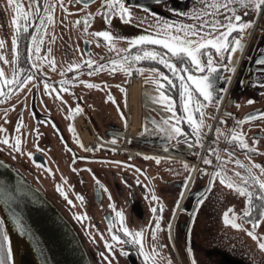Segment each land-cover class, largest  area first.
Wrapping results in <instances>:
<instances>
[{"label":"flooded vegetation","instance_id":"af4514ba","mask_svg":"<svg viewBox=\"0 0 264 264\" xmlns=\"http://www.w3.org/2000/svg\"><path fill=\"white\" fill-rule=\"evenodd\" d=\"M207 2L208 0H204V3ZM60 3L61 0H56L55 23L48 24L41 46V55L51 49L49 59L55 58L56 67L52 68L47 63H42V72L32 69L33 80L19 91L14 89L10 96H0V124L6 129L0 130V135L14 138L17 134L15 125L20 119L23 120L19 130L23 137L22 152L13 151L10 144H0V157L11 162L33 183L63 202L86 235L94 238L95 232H92L91 228L99 229V232L103 233V236L98 238L101 242H104L105 238H111L108 231L109 218L115 216L117 210H123L130 229H144L143 243L146 250L151 251L153 243L160 246L157 264H192L193 256L197 261L198 255L200 256L198 264H264V254L261 253L264 249L259 247L260 240L264 239V221L254 229L257 238L248 239L236 234L231 236L230 244H234L235 251L228 250L229 244L226 243L228 239L222 237L218 243L219 234L216 233L208 237L209 246H201V253L200 244L197 243V240L202 239V235L206 236L209 230L212 231L209 218L211 211H214L222 222L223 211L228 209L225 207L230 206L240 213L246 206V196L223 184L219 177L209 183L214 168L222 164L226 174L239 180L235 172L245 171L243 163L257 161L264 164V118L255 117L251 121H244L238 128L245 133L249 144L255 143L260 149L259 152H250L240 147L238 143L227 140L224 135L217 138L215 132L219 126L230 135V130L236 127V122L242 120L246 114L264 111V86L254 82L256 79L264 78V62L259 60L261 50L264 49V12L258 16L255 14L244 16L245 19H253L254 24L245 30L246 43L243 51L237 54L239 60L235 72L217 70L215 89L224 98L219 101V109L215 103L209 104L205 109V112L211 115L206 114L204 117L207 123L201 131L202 143L194 144L186 143V137L169 140L159 131L141 135L146 117L160 121L167 112L165 106L158 105L155 100L150 99L151 90L155 89V85L149 79L147 70L159 68L167 73L168 69L159 61H141L137 67L145 68L144 72L133 68L129 75L119 66L113 71L107 62L122 57L124 53L120 49H127L130 41L115 39L113 43L117 48H111L104 38H97L93 34L95 31L109 28L114 36L130 37L142 34L154 25L135 18L132 22L126 23L118 17H113L111 24L108 25L102 14L97 12L103 0H92L87 6L82 0L74 2L63 0L67 8L80 9L68 12L60 7ZM126 3L138 16L151 15L140 7L144 4L161 17L198 24L197 20L184 17L182 13L199 7L201 0H166V6L157 0H126ZM17 4H22L25 10L29 6L28 0H11V3L9 0H0V39L5 41L3 47H0V52L4 53V57L0 58V67L4 69L5 77L9 79L15 63L12 60L14 53L11 37L16 31V21L13 17L17 15ZM172 8H179L181 13L172 12ZM88 12L96 15L85 33L82 31L83 21L81 20L79 24L74 21ZM20 22L23 23L22 20ZM36 23H39L38 19L29 20L28 34L21 38L18 45L20 66L26 70L31 69V62L27 60V49L30 33L35 30ZM154 47L163 50L162 46ZM135 48L136 46H133V49L128 51L132 52ZM209 51H212L217 62L229 64L227 54L221 60L220 55L213 49ZM89 56L97 64L105 66L97 70L96 65L81 64L80 75L77 77V70L72 69L70 65L80 64ZM206 58L207 52L202 55V59L206 61ZM173 59L175 61V58ZM135 71L140 80L137 81L140 89L137 102L131 98L133 95L130 84ZM191 71L196 74L195 69ZM221 76H230L231 79L226 81L220 79ZM45 79L53 84L51 94L44 89ZM61 79L91 80L94 84L99 83L100 87L82 82L70 85L66 83L64 88L71 90L64 91L58 84ZM167 87L165 84V88ZM221 89L226 91L221 93ZM57 91H60L63 101L56 96ZM168 91L176 100L177 114H182L180 81L177 80ZM109 96L112 99H109ZM249 98H253L251 103L248 102ZM13 104L15 107L10 108L9 105ZM77 104L80 106L79 109L76 107ZM221 116L224 117L223 122L219 120ZM207 124H211L210 129ZM181 126L185 127L189 135L192 134L186 121H182ZM82 130L86 138L90 139V135L93 136L94 152L86 147ZM36 132H39L38 137L35 135ZM117 132L120 135L113 141L112 136ZM209 147L218 149L219 155L227 159L217 160L214 153L208 152ZM225 149L229 151L226 152ZM28 152H32L33 156H28ZM156 156L161 159L157 161ZM206 156L212 159V164L205 162ZM237 160L243 163L238 165ZM185 161L189 165H195V169L185 168ZM204 167L208 168V173L201 171ZM49 168L51 171H48ZM189 171L193 172V178L187 188H184L183 181ZM254 171L264 178V173H261L259 168H254ZM137 180L140 183H137ZM58 185L62 186L63 191ZM144 185L148 187L145 188ZM84 187L89 192L87 198L82 195ZM251 187L253 191L256 190L255 185ZM151 189L155 190V195L163 204V211L157 213L161 217L162 227L157 229L155 238L150 234L151 228L155 226L151 208L158 201L149 199L153 194ZM214 192L221 193V196L217 197L216 193L213 195ZM77 193L83 196V199H80ZM178 199L180 203L177 207ZM174 209L175 216L172 215ZM78 213L81 215L78 216ZM236 219L243 224L247 220L251 226H247L246 229L252 227L251 219L239 215ZM169 220L172 221L171 238L167 228ZM115 230L118 233L120 231L118 227ZM227 235L226 231L224 237ZM241 241L253 244L254 249L250 257L241 256V253L237 252L236 245H242ZM119 243L128 249V254L121 253L120 248L113 245L115 256L107 253L108 262L111 260V264H144L134 246L124 240ZM189 248L191 252L188 251Z\"/></svg>","mask_w":264,"mask_h":264},{"label":"snow or ice","instance_id":"6c2138e0","mask_svg":"<svg viewBox=\"0 0 264 264\" xmlns=\"http://www.w3.org/2000/svg\"><path fill=\"white\" fill-rule=\"evenodd\" d=\"M11 3V0H9ZM74 2V0H70ZM87 6L92 0H82ZM157 2L165 3L166 0H157ZM28 9L25 10L22 4H17V15L13 17L16 21V31L11 37V47L14 53L12 60L15 62L13 65V72L11 78L5 77L4 69L0 67V96H10L15 89L19 91L30 80L34 79L32 69L40 70L42 72V63H47L50 67L55 68V58L49 59V48L47 52L41 55V46L45 39V34L48 24L55 23L54 10L56 7V0H28ZM60 7L64 8L65 12L68 11H80V9L67 8L63 0H61ZM147 13L151 15H136L126 3V0H103L102 5L97 9V12L102 14V18L106 24L110 25L113 17H118L122 22L130 23L133 18L141 22L152 23L153 28H149L142 34L132 35L130 37H124L113 34V31L109 28L95 31L93 34L97 38H104L107 44L111 48H117V45L113 43L115 39H126L130 41L127 45V49H120L124 53L122 57L110 60L107 65L115 71L116 66L123 69L124 72L129 75L132 73L133 68H136L139 72H144L145 68L137 67L141 61H159L164 65L168 72L161 71L159 68L148 69L149 79L154 83L155 89L151 90L150 99L155 100L158 105L165 106L167 112L164 114L162 120L156 121L151 117H146L145 126L142 129L141 135L145 133H155L156 131L162 132L163 135L171 140L177 137L187 138L186 143L201 144V131L205 128L206 121L205 115H211L206 113L205 109L209 104L215 103L216 108H220L219 101L223 100V95L217 93L215 89V79L218 69H224L226 71L235 72L236 65L239 60L238 53H241L245 47L246 29H249L253 24V19H245L244 16L248 14L259 15L264 12V0H208L204 3L201 0V5L194 10H187L182 13L184 17H192L198 21L197 23H185L184 20H172L167 17H161L158 13L152 11L147 5H140ZM247 10V11H244ZM172 12L181 13L179 8H172ZM96 13L88 12L83 17H77L75 23L79 24L83 21L84 28L82 31L87 33L88 25ZM39 20V23L34 24L35 30L30 33V39L27 49V60L31 62V69H24L20 66L19 56L20 52L18 45L23 36L27 35V30L30 27L29 20ZM23 21L21 23L20 21ZM235 33V35H233ZM87 39V36H86ZM5 41L0 39V47H3ZM153 45V46H150ZM154 45L162 46L163 50H158ZM135 50L129 52V49ZM213 49L224 59L227 54V60L229 64L217 62L212 51ZM207 52L206 61L202 59V55ZM262 55L259 60L264 62V49L261 50ZM35 53V55H33ZM4 57V53L0 52V58ZM175 58V61L174 59ZM178 61V62H176ZM87 64L88 66L96 65V69H102L105 65L97 64L91 56L86 58V61H81L80 64L72 63L70 67L76 69V76L80 75L81 64ZM191 69H195L194 75ZM64 71V69H61ZM155 73V75H154ZM23 74V75H22ZM46 76L47 74L44 73ZM220 79L230 80V76H221ZM180 81V102L182 105V114H177L176 100L168 89L172 88L176 81ZM84 83L89 86L100 87L99 83L94 84L91 80L80 81L61 79L58 84L60 89L64 91H70V88L65 89L64 85L72 83ZM148 81L146 80V83ZM255 83L264 86V78L256 79ZM39 83V82H37ZM102 83V82H101ZM167 84V88H165ZM44 89L51 94L53 84L47 79L44 80ZM226 89H221L220 92H224ZM56 96L63 101V96L60 91L56 92ZM109 99H112L109 96ZM253 98H249L248 102L251 103ZM26 106V105H25ZM10 108H14L15 105H9ZM79 109V104H77ZM170 113V114H169ZM71 114V113H70ZM22 115V114H21ZM123 115V113H121ZM255 117L264 118V111H255L253 114H246L242 120L236 122V127L230 130V135L225 133L224 130L217 126L215 129L217 138L224 135L229 141L236 142L240 147L248 149L250 152H259L260 149L255 146V143L249 144L245 138V133L238 128L243 125L244 121H251ZM221 122L224 121V117L219 118ZM186 121L190 126L192 134L189 135L185 131V127L181 126V122ZM127 123V121H125ZM149 123L151 127H149ZM23 125V120L17 121L15 128L17 134L14 138L10 139L8 135H0V144L11 145L13 151L22 152V134L20 129ZM38 127V124H37ZM210 129L211 124H207ZM0 130L6 131L4 126L0 124ZM35 135L38 137L39 132ZM119 132L114 133L112 140L115 141ZM79 142V141H78ZM258 143V141H256ZM37 148L39 146L37 145ZM229 151V149H225ZM209 153H214L217 160H225L226 157H221L219 151L216 148L209 147ZM28 156H33L32 152L27 153ZM143 155V153H142ZM155 159L159 161L161 157L156 156ZM251 160V157H249ZM207 164H212V159L205 157ZM236 163L242 164L241 160H237ZM133 167H135L133 165ZM185 168L195 169V165H189L187 161L184 162ZM245 169L244 172H235V176L239 177V180L233 179L231 175L226 174L224 166L222 164L217 165L214 171L211 173L209 183L219 177V180L227 185L229 188L236 189L241 194L246 196V206L242 212L237 213L233 208H228L223 213L224 221L236 228H243L244 224L237 222V216H241L245 219L252 220V227L248 229L249 233L256 237L254 229L260 225L261 221H264V178L258 175L254 168H259L261 173H264V164H260L257 161H251V163H243ZM48 171H51L49 168ZM202 172L208 173V168L201 169ZM193 178V172L189 171L188 175L183 181L184 188H187L188 184ZM137 183H140L137 180ZM252 185H255V191H253ZM60 190L63 191L62 186L58 185ZM147 188V185H144ZM152 195L150 200L158 201L157 204H153L151 211L155 217V226L151 228L150 234L153 238L157 236V229L162 227L161 217L157 215L158 212L163 211V204L159 202V197L155 195V190L151 189ZM67 195V193H64ZM80 199H83L79 193H77ZM147 195V193H146ZM183 195V192L180 193ZM7 204V201H5ZM179 199L176 201L177 207L179 206ZM114 207V205H113ZM10 215L0 216V264H13V248L9 235V229L6 221H11L16 230L23 236H26L32 243L34 250L40 252V264H51V260L47 253L43 251V246L40 244L35 233L31 227L24 221L23 217L18 214L14 209L9 206ZM80 216L81 214H77ZM175 216V209L172 213ZM258 216V218H257ZM81 218H83L81 216ZM119 228V233L115 230ZM169 238H171L172 221L167 222ZM108 231L111 233V238H105L104 244L107 249V253L115 256L113 251V245L120 248L121 253L127 255L128 249L123 248L120 245V241L124 240L131 246L135 247V250L139 256L142 257L144 264H157V254L160 251V246L157 243L151 245V251L145 249L143 243L144 229H130L125 221V213L123 210H117L116 215L109 218ZM122 233V234H121ZM103 236V233H101ZM259 247L264 249V239L259 242ZM189 252L192 250L189 248ZM103 256L102 253H98ZM107 259V256H103ZM111 264V260H109ZM192 264H198L193 256Z\"/></svg>","mask_w":264,"mask_h":264},{"label":"water","instance_id":"95a60500","mask_svg":"<svg viewBox=\"0 0 264 264\" xmlns=\"http://www.w3.org/2000/svg\"><path fill=\"white\" fill-rule=\"evenodd\" d=\"M9 206L31 227L51 264H101L71 210L0 157V216L10 215ZM6 223L13 264H40V252L10 220Z\"/></svg>","mask_w":264,"mask_h":264},{"label":"rangeland","instance_id":"374dc122","mask_svg":"<svg viewBox=\"0 0 264 264\" xmlns=\"http://www.w3.org/2000/svg\"><path fill=\"white\" fill-rule=\"evenodd\" d=\"M97 129H98V127H97ZM215 193L216 192H214L213 195H215ZM88 194H89L88 189L84 187L82 195L85 198H87ZM216 195H217V197H220L221 193H216ZM225 208H230V206L225 207ZM209 218H210V223L212 224V231L209 230L207 232L206 236L202 235V237H201L202 239L201 240H197V243L200 244V247H199L200 253L202 252L201 246L202 247L209 246L208 237L211 236L213 233L219 234L218 243H219L220 240H222V237L224 239H228V240H226V243L229 244L228 245V250H234V248H233L234 244L233 243L230 244L231 243V236L233 234H236L238 236L245 237V238H248V239L254 238L253 235H251L249 233L248 229H246L247 226H251V224L248 223L247 220H245L243 228H236V227L226 223L224 220L221 222L220 219H218L216 217L214 211H211V214H210ZM237 222L241 223L240 220H237ZM91 229H92V232H95V237L94 238L95 239L97 238V240H95L93 237H90L88 234L86 235L87 241L89 243L91 251L94 253V255H96L97 259L101 262V264H109L108 258L107 259L103 258V256H107L106 246H105L103 241L101 242V240H98V238L101 237V233L102 232H99L100 231L99 229H95L93 227ZM226 231H227L228 235L226 237H224ZM241 242H242V245H239V244L236 245L237 252L241 253V256L243 255V256H249L250 257L252 255V252H253V249H254L253 246H252L253 244L252 243H250V244L246 243L245 241H241ZM254 243H255V240H254ZM103 244L105 246L104 249H103V247H104ZM210 245H212L211 241H210ZM213 247H215V246H211V248H213ZM218 247H220V246H218ZM98 253H102L103 256L98 254ZM261 253L264 254V252H261ZM199 257L200 256L198 255L197 256V262L198 263H199ZM205 261H206V259L203 262H205ZM207 263H208V261H207Z\"/></svg>","mask_w":264,"mask_h":264},{"label":"bare ground","instance_id":"6f19581e","mask_svg":"<svg viewBox=\"0 0 264 264\" xmlns=\"http://www.w3.org/2000/svg\"><path fill=\"white\" fill-rule=\"evenodd\" d=\"M139 82H136L134 83L132 86H131V92H132V97L134 99V102H137L138 101V94H139ZM89 139V138H87Z\"/></svg>","mask_w":264,"mask_h":264},{"label":"built area","instance_id":"2783aa9c","mask_svg":"<svg viewBox=\"0 0 264 264\" xmlns=\"http://www.w3.org/2000/svg\"><path fill=\"white\" fill-rule=\"evenodd\" d=\"M135 79H133V81H134ZM82 135H83V138H84V141H85V143H86V145L89 147V149L91 150V151H94V142H93V136H91L90 134V139H87L86 137H85V133H84V130H82Z\"/></svg>","mask_w":264,"mask_h":264}]
</instances>
